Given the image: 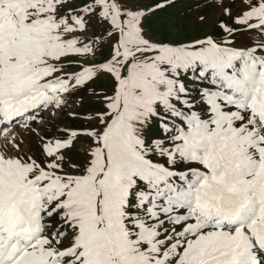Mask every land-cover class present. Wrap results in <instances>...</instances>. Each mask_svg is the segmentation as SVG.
Returning <instances> with one entry per match:
<instances>
[{
  "label": "snow or ice",
  "instance_id": "6c2138e0",
  "mask_svg": "<svg viewBox=\"0 0 264 264\" xmlns=\"http://www.w3.org/2000/svg\"><path fill=\"white\" fill-rule=\"evenodd\" d=\"M0 264H264V0H0Z\"/></svg>",
  "mask_w": 264,
  "mask_h": 264
},
{
  "label": "rangeland",
  "instance_id": "374dc122",
  "mask_svg": "<svg viewBox=\"0 0 264 264\" xmlns=\"http://www.w3.org/2000/svg\"><path fill=\"white\" fill-rule=\"evenodd\" d=\"M197 11H204V9H197Z\"/></svg>",
  "mask_w": 264,
  "mask_h": 264
}]
</instances>
